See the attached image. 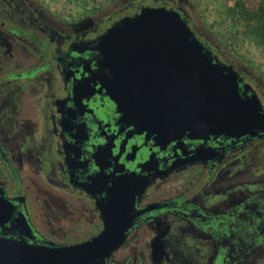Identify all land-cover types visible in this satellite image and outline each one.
<instances>
[{
	"label": "flooded vegetation",
	"instance_id": "af4514ba",
	"mask_svg": "<svg viewBox=\"0 0 264 264\" xmlns=\"http://www.w3.org/2000/svg\"><path fill=\"white\" fill-rule=\"evenodd\" d=\"M142 7L72 24L39 0H0V235L73 245L118 207L133 219L105 264H264V135L168 142L123 120L102 87L95 40ZM217 59L264 110L260 85Z\"/></svg>",
	"mask_w": 264,
	"mask_h": 264
},
{
	"label": "water",
	"instance_id": "95a60500",
	"mask_svg": "<svg viewBox=\"0 0 264 264\" xmlns=\"http://www.w3.org/2000/svg\"><path fill=\"white\" fill-rule=\"evenodd\" d=\"M108 70L102 87L122 119L168 142L209 137H260L264 110L241 97L239 76L189 27L181 10L145 6L96 40ZM104 214L103 230L73 245L34 244L0 235V264H105L127 238L133 216ZM1 216V208H0ZM125 217V221L124 220ZM2 222H0V225Z\"/></svg>",
	"mask_w": 264,
	"mask_h": 264
},
{
	"label": "rangeland",
	"instance_id": "374dc122",
	"mask_svg": "<svg viewBox=\"0 0 264 264\" xmlns=\"http://www.w3.org/2000/svg\"><path fill=\"white\" fill-rule=\"evenodd\" d=\"M55 18L78 22L80 19L109 18L134 14L153 0H39ZM156 5L180 7L188 25L221 60H228L264 91V0H157ZM259 10V16L257 12ZM123 10V11H121ZM259 153L261 154L259 156ZM264 160V149L258 158ZM72 244L77 240H54ZM120 260V259H119ZM119 264H127L121 260Z\"/></svg>",
	"mask_w": 264,
	"mask_h": 264
},
{
	"label": "trees",
	"instance_id": "16d2710c",
	"mask_svg": "<svg viewBox=\"0 0 264 264\" xmlns=\"http://www.w3.org/2000/svg\"><path fill=\"white\" fill-rule=\"evenodd\" d=\"M259 11H262V10H259V9H258L257 16H259ZM263 13H264V12H263Z\"/></svg>",
	"mask_w": 264,
	"mask_h": 264
}]
</instances>
